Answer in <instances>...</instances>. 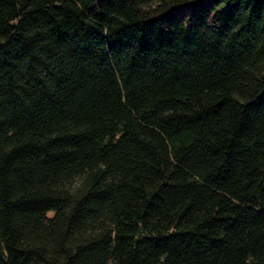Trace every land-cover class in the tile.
<instances>
[{"label":"trees","instance_id":"trees-1","mask_svg":"<svg viewBox=\"0 0 264 264\" xmlns=\"http://www.w3.org/2000/svg\"><path fill=\"white\" fill-rule=\"evenodd\" d=\"M0 264H264V0H0Z\"/></svg>","mask_w":264,"mask_h":264}]
</instances>
